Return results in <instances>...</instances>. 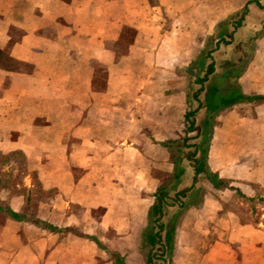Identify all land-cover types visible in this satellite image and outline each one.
<instances>
[{
  "label": "crops",
  "instance_id": "1",
  "mask_svg": "<svg viewBox=\"0 0 264 264\" xmlns=\"http://www.w3.org/2000/svg\"><path fill=\"white\" fill-rule=\"evenodd\" d=\"M241 9L264 25V0H0L9 60L0 61V152H21L25 167L22 189L1 179L0 264H115L114 253L145 264L141 232L172 175L175 157L162 142L184 127L196 79L188 68ZM228 26L212 57L236 52L231 38L250 31ZM254 41L238 77L235 60L215 73L234 70L224 82L264 95V71L253 72L264 67V34ZM240 108L249 131L264 130V100L217 114L206 162L225 186L204 178L178 220L171 264H264V207L247 218L229 202L237 190L264 194V138L236 141ZM33 176L46 195L30 215Z\"/></svg>",
  "mask_w": 264,
  "mask_h": 264
},
{
  "label": "trees",
  "instance_id": "2",
  "mask_svg": "<svg viewBox=\"0 0 264 264\" xmlns=\"http://www.w3.org/2000/svg\"><path fill=\"white\" fill-rule=\"evenodd\" d=\"M228 24L237 27L239 21L221 22L217 36H209L207 38L204 47L188 68L189 74H193L196 77L193 83L199 84V87L192 93L187 94L188 100L194 99L197 105L184 112V127L182 129L184 136L182 137L178 133L177 138L162 142V145L170 151L180 146L192 147L193 149L183 156H175L169 182L160 185L153 195V202L147 212V222L141 232L140 250L144 254L145 264H171L176 226L184 210L197 202V200L185 198L191 195V198L195 199L199 195L200 189L194 188L199 175L206 178L215 188L225 186L224 181L219 178L218 173L212 171L206 162L213 123L217 114L235 103L264 100V95L261 94H245L238 82H224L227 77L234 75L232 73L234 70H226L219 74L215 73L212 52L217 48L219 43L227 42L226 37H231L227 28ZM212 43H214L213 47ZM206 60H209V62L206 63ZM201 72L202 76H200ZM238 76L239 71L236 68V77ZM206 82L207 84L205 85ZM202 92L203 99L200 100L199 94ZM200 109H204V114L200 122H197L195 117ZM193 132L195 134L190 135ZM192 138H199V141L187 143ZM17 153L18 156L24 158L21 152L18 151ZM182 158L192 162V184L189 187L178 188V184L186 170L185 165L182 164ZM33 182L39 185L34 176ZM237 192L239 193V190ZM171 207H176V209L169 215L168 210ZM10 214L14 217H19L17 213L10 211ZM164 218L166 219L164 220ZM113 255L115 264H126L123 256L115 253Z\"/></svg>",
  "mask_w": 264,
  "mask_h": 264
},
{
  "label": "rangeland",
  "instance_id": "3",
  "mask_svg": "<svg viewBox=\"0 0 264 264\" xmlns=\"http://www.w3.org/2000/svg\"><path fill=\"white\" fill-rule=\"evenodd\" d=\"M248 10L244 12V9H241L239 12H237L232 18H233V22L239 21V25L236 27V31L237 28H239L240 26L243 25H250V31H245L242 33H237L236 34V40L235 38H231V41L229 42L231 45H233L236 41V52H232V47L230 48V50L228 52H214L213 53V57H216L214 60V64H215V70L216 71H221L223 64H225L226 62H234V60L236 61V68L239 71V74H241L244 69L245 66L248 64V62L251 60L252 58V53L254 51L255 48V39L258 38L259 36H262L264 34V25H263V19L262 16L261 17H254L252 18V20H250V22L247 20L248 18H246V14L248 15ZM226 21H230V20H226ZM227 28L229 29L230 26L227 25ZM213 37V36H212ZM205 43L207 42L204 41ZM204 43V45H205ZM212 43V47H213ZM235 45V44H234ZM235 53V55L233 54ZM6 54L0 52V61H2V63L7 64V62L9 61L6 58ZM260 61V60H258ZM220 66V67H219ZM264 67L261 66H256L253 69L254 73H262L264 71L263 69ZM190 75V74H189ZM200 76H202V72L200 73ZM193 74L190 75V79H192ZM207 84V82L205 83V85ZM199 87V84L196 83H190L189 88H188V93H192L193 91L197 90ZM199 98L200 100L203 99V92L199 94ZM197 105V102L194 99H190V102L187 103L186 105V110L187 109H192ZM241 111H237L236 112V141H242L243 144L245 145L244 141H251L253 139H259V138H264V130H259L257 131H253V128H251V131H249V126L252 123V119L251 117H249L248 114V110H243L242 108H240ZM244 112L245 118L246 119V125L243 128H237L238 125V120H240V115L241 112ZM204 114V109H200L199 112L196 115V121L200 122V120L202 119ZM183 129V128H182ZM181 134V136L183 137L184 134L182 132V130L180 131L179 135ZM195 133H190V135H194ZM177 138V137H176ZM199 138H192L189 139L187 141V143H195L198 142ZM192 147H187V146H180L179 148H174L171 151V154L175 157L177 155L179 156H183L185 153H187L188 151L192 150ZM241 151H248L249 148H245V147H241L240 149ZM18 151L15 152H10V153H1L0 152V183H1V179H4V183L6 185H11L16 187V184H19L21 189H22V184H23V178H22V172H24V158L21 156H18ZM182 164L185 165L186 170H185V179L183 178L182 180H184L183 182L181 181V183L179 182L178 184V188H183V187H189L188 185H190V183H192V177H190V174H193V167H192V162L182 158ZM234 165H229L230 168H232ZM170 180V179H169ZM169 180L165 181L163 184H167L169 182ZM204 180V177L202 175H199L197 177V186L196 188L198 189H202V181ZM34 186H32V191H33V200L31 201V207L29 210V214L30 215H34L35 212V206L37 204H39L38 200L40 198H42L44 195L46 194H42L40 192V186L36 185V183L33 184ZM52 193H49L48 196H51ZM200 197V194L197 196V198H191V195H188V197H186L185 199L188 200H194L198 202ZM196 202V203H197ZM229 202L233 205L236 206V210H241L242 211V215L248 218L249 215V211L253 209L254 212H262L263 210H261L260 207H264V194L262 193V191L260 189H256L255 193L253 196H248L245 194H242L241 192H234V199L232 198L231 200H229ZM241 202V203H240ZM257 207V208H256ZM176 209V207H171L169 208L168 212L169 215ZM244 216V217H245ZM166 218H164L165 220ZM136 260L133 259V263H135ZM132 263V262H131Z\"/></svg>",
  "mask_w": 264,
  "mask_h": 264
}]
</instances>
